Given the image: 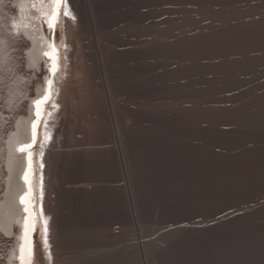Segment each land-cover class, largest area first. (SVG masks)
<instances>
[{
    "label": "bare ground",
    "instance_id": "bare-ground-1",
    "mask_svg": "<svg viewBox=\"0 0 264 264\" xmlns=\"http://www.w3.org/2000/svg\"><path fill=\"white\" fill-rule=\"evenodd\" d=\"M20 2L0 0V34ZM69 2L62 106H45L32 149L33 264H264V0ZM22 23L18 107L0 101V223L25 215L27 154L9 166L8 141L31 143L50 79L46 19L26 7ZM11 231L0 264L22 223Z\"/></svg>",
    "mask_w": 264,
    "mask_h": 264
},
{
    "label": "snow or ice",
    "instance_id": "snow-or-ice-1",
    "mask_svg": "<svg viewBox=\"0 0 264 264\" xmlns=\"http://www.w3.org/2000/svg\"><path fill=\"white\" fill-rule=\"evenodd\" d=\"M47 4L48 11L44 10V6ZM67 0H21L20 3L16 4L15 7L19 8L21 17L23 20V15L25 13V8L35 9L41 16L46 19L47 27L53 34V42L48 45L49 51L43 52V56L47 57L51 61L50 72L52 74V79H47V89L45 94L32 101L35 106V119L31 121V143H22L19 141L14 142L11 138L8 141V161L9 166H11L16 152L27 154V168L23 172V180L27 185V191L23 195L19 196V204L23 205V216L22 222L19 219H8L3 223H0V230H2L4 236L11 237L13 235L11 231V226L13 224L21 225L22 223V234L16 239L19 241L17 246L12 249V256L8 258V264H12L13 260H18L19 264H33V259L35 256V241L32 239V234L36 231V224L39 220L38 216H34V204H33V165H34V154L33 147L38 141V128L43 115L47 114L46 107L54 93V77L56 73L60 70L61 54L55 44V30L59 23L61 13L65 16H69L72 19L75 17L71 16L70 11H65ZM21 21H13L11 28L13 29L10 33L0 34V85L4 89H7L6 96H0V101L3 102L4 106L9 109H15L18 107V96L17 90H14L11 84L23 83V77L18 74V69L21 67L20 64L16 63L14 58L10 55V51H15V48L11 47L10 41L14 44L15 42L21 40L24 37L32 39L28 36L27 29L28 25L23 24ZM61 46L63 41L61 40ZM38 61L29 52V62L28 68L37 69ZM21 95L26 97V94L21 93ZM54 108H59V105H53ZM45 140H50V135H45ZM19 144L17 147L16 144ZM43 155V153H41ZM43 231L47 232V221H44ZM44 252H48V241L43 240L42 244ZM18 248V254H17Z\"/></svg>",
    "mask_w": 264,
    "mask_h": 264
},
{
    "label": "rangeland",
    "instance_id": "rangeland-1",
    "mask_svg": "<svg viewBox=\"0 0 264 264\" xmlns=\"http://www.w3.org/2000/svg\"><path fill=\"white\" fill-rule=\"evenodd\" d=\"M2 104L0 103V108H2ZM3 109V108H2ZM52 196L54 197V194H52ZM1 239V238H0ZM10 242L9 241H0V246H1V251H0V258H3L2 253H4V249L6 248V245H8Z\"/></svg>",
    "mask_w": 264,
    "mask_h": 264
},
{
    "label": "water",
    "instance_id": "water-1",
    "mask_svg": "<svg viewBox=\"0 0 264 264\" xmlns=\"http://www.w3.org/2000/svg\"><path fill=\"white\" fill-rule=\"evenodd\" d=\"M36 205H37V203H36Z\"/></svg>",
    "mask_w": 264,
    "mask_h": 264
}]
</instances>
